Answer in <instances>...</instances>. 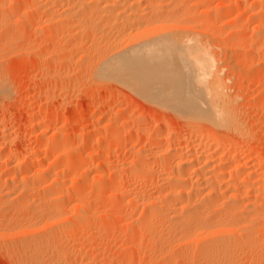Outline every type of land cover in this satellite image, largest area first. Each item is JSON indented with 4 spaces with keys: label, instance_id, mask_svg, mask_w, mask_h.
Listing matches in <instances>:
<instances>
[{
    "label": "bare ground",
    "instance_id": "1",
    "mask_svg": "<svg viewBox=\"0 0 264 264\" xmlns=\"http://www.w3.org/2000/svg\"><path fill=\"white\" fill-rule=\"evenodd\" d=\"M218 1L0 0V60L9 49L15 50L17 37L25 38L22 31L16 30L18 22L42 21L52 26L46 38L54 39L52 48L57 49L53 50L60 47L58 53L65 52L59 58L62 64L72 63L73 57L68 55L75 53L86 64L95 59L94 67L87 68L92 72V83L108 87H113L109 82L114 83L148 105V110L139 112L131 123L119 114L124 120L119 116L121 120L117 117L98 131L92 141L98 146L94 151L99 159L95 167L107 175L103 177L101 171L93 176L92 185L85 180L80 181L81 185V172H76L78 167L69 160L80 158L86 144L71 153L74 137L56 130L63 126V118H54L55 112L34 111L33 95L29 97L33 102L27 94L17 101L24 123H16V130L12 129L14 122L4 104L14 91L25 89L20 86L13 91L0 69V237L16 238L13 246L17 263L92 264V257L100 254L102 247L97 246L99 242L91 245L96 240L93 237L109 229L112 217L125 222L121 226L125 238L118 237L124 249L140 254L137 259L124 255L119 264L144 260L149 264V259L152 264H166L164 261L170 262L172 257L180 264H241L238 260L250 253L239 257L237 249L249 242L253 247L259 245L253 237L264 232V161L262 157L259 159L263 164L256 160L255 154L259 156L263 151L264 140L250 134L242 121L239 94L235 91L231 95L239 73L228 76L230 63L223 60L222 65L220 58H225L227 50L235 54L250 52L244 28L256 21L263 29L264 0H250L248 4V0ZM242 7L248 14L246 19L238 12ZM43 23L40 27L48 28ZM228 27L229 32L222 38L221 32L228 31ZM221 41L228 42L224 45ZM218 46L220 49H215ZM42 78L25 92L36 88ZM237 82L239 89L246 84L245 78ZM115 96L98 99L94 109L104 107ZM149 112L157 115L148 118ZM130 131L136 132V139L133 137L141 146L131 149L130 159L114 164L109 160L111 145L120 144L121 137ZM23 134L33 136L32 144L23 143ZM62 140L66 142L64 149ZM55 150L58 155L43 167L39 161ZM69 172L74 174L70 176L72 187L68 185L67 189L70 194L65 191ZM94 194L101 199L96 200ZM102 198L109 204L103 202L105 209L101 211L96 207H102ZM85 228L93 242L78 252L74 244L82 241L77 236ZM116 228L110 229L114 241L120 234ZM146 236L144 245L141 239ZM174 249L179 250L175 251L177 255ZM156 252L161 255L158 257Z\"/></svg>",
    "mask_w": 264,
    "mask_h": 264
},
{
    "label": "rangeland",
    "instance_id": "2",
    "mask_svg": "<svg viewBox=\"0 0 264 264\" xmlns=\"http://www.w3.org/2000/svg\"><path fill=\"white\" fill-rule=\"evenodd\" d=\"M216 1H218V0H216ZM249 2H250V0H248L246 4H248ZM215 3H217V2H215ZM212 4H213V6H216L218 3L216 5L214 3H212ZM259 8H261V7H258V9ZM199 9H201V8H199ZM235 9L236 8H233V11ZM240 9H239L240 11H238V12H240L242 14L243 19H246L248 14L245 12V9H243V7ZM235 11H237V9ZM198 14H199V12H198ZM211 17H213V16L211 15ZM35 21L36 22H29V23H25V24L22 22H18V24L16 26L17 27L16 30L18 32L22 31L23 35H24L23 37H25V38L22 39L21 37L20 38L17 37L18 41L15 40L17 43L14 42V49L15 50H12V48H11L12 52L13 51L14 52L13 53L10 52V49H9L8 54H7V52H5L6 55H4V58H2L0 60L1 61V64H0L1 68L0 69L2 70L4 75L6 74L5 75L6 79L7 80L9 79L8 82H10V85L13 87V88L11 87L12 90L14 91V89L16 90V88L19 89L18 87H20V86L23 87V89H25V90H22V88L20 87L21 90H16L17 92L14 91L12 98L9 100H6L5 101L6 103L4 102L5 103L4 107L6 108L7 114L9 113L8 114L9 117H11V119L14 122L13 126H12V129H14V130H16V125H17L16 123H18L19 125H20L21 121H22V123H24V116L22 114L20 115L19 114L20 110L17 109V105H16L17 101H19L22 97L26 98L25 96H27V95H28L27 96L28 100H30L29 99L30 95L31 96L33 95L36 98L37 97L39 98V99H36L34 97H31V98L35 99V103L32 104V109L34 111H38V109H39L40 111H44L46 113L55 112L56 115L53 113L54 118L57 117V119L59 118L60 120H62V118H63V120H62L64 123V124H62L63 126L56 127V130H58V128H59V130L61 129V131L63 133H65L67 135L70 134L72 136V138L74 137L73 138V143H74L73 145L74 146L72 145L71 153L73 152V154H74L77 151L76 148L81 147V144L82 145H83V143L86 144L85 145L86 147L81 150V153H80L81 155H79L80 158H77V159L71 158L73 160H69V161H71V163L74 162V163H72L73 166L76 165L75 167L76 168L78 167V169H76V172L78 171L79 174L81 172V178L78 180L79 182L78 181L77 182L80 184L81 183L80 181L85 180V182L87 181L88 183H90L89 185H92V183H94L93 182V178H94L93 176L98 175V174L100 175L101 171H102L101 175H103V177L105 175H107L106 171H103V170L98 171V172L96 171L97 167H95V166H97L99 159L97 156H95V152H94V151H97L98 146L94 145L95 143L92 142L96 137L95 135H97L98 131L101 128H103V126H105L108 122L114 123L117 120L119 121L120 118L122 120H124L123 118L125 116H126L125 118H127L125 120H127L131 123L132 121H134L136 119L135 117L138 116L139 112H141V111L145 112L148 110V107H147L148 105L146 106V103L143 101L142 103L145 104V107H144V105L141 103L142 100L138 99V97L135 94L133 95V93L130 90L123 88V87H120L118 85H115L114 83L112 84L111 82H109V84L112 85L113 87H111V86L108 87V85L100 86V84L96 85L95 82L92 83V81H94V79L93 80L91 79L92 78V72H91V70L89 71V69H92L94 67V66L92 67V65L95 64L94 63L96 61L95 59H92V58L91 59L89 58L90 60L87 59L88 61L86 64L85 63L86 60H85V62H83L84 61L83 59H82L83 61L80 58L77 59L76 53L74 55L73 52H68V53H73L71 55H74V56H70V54L68 55L69 57H73V58H71L72 63L69 62V64H64V63L62 64V62L59 58H63L62 56L64 55L65 52H63L61 50L60 53H58L60 50V47L58 50L54 51L55 49H57V48H55V49L52 48V44L54 43L53 42L54 39H52L51 37L46 38V33L49 31V29H52V26L47 25L46 23H43L42 21H38V20H35ZM258 21H259V19H258ZM42 23L45 26L47 25L48 28L45 26L44 27L46 29L43 28L42 26L40 27V25ZM37 25H38V27H37ZM257 25H258V23L256 21H253V22L251 21V23H249V25L245 26V28H244L245 29V35H246L245 45L250 47V52L248 50L247 53H245L246 52L245 51V52H242L239 54H237V53L235 54L231 50H227L225 52V58H223L224 57L223 55H219V56L220 57L223 56L220 58L222 60V62L220 64H222V63L224 64L223 60H225V62L227 61L230 63V68L232 70H229L230 72L227 73L228 76L232 72L237 73V74L239 73L238 77L236 76V78H234L235 80L233 79L234 80L233 81L234 89L231 91V95H232V93L234 95L235 91L237 92V93H235V95L239 94V99L237 100L238 101L237 104H238V106H240V109H239L240 112H242V114H241L242 115V117H241L242 121L245 122L247 130L250 131V134L254 135V137L256 136V138L261 136L262 139L264 140V27H262L263 29H261V28L259 29V27H257ZM256 27H257V29H256ZM217 28H218V26L215 27V29H217ZM228 28H226L228 31L224 32V30H223L221 32V36L222 35L225 36L224 33L227 34V32H229L230 27H228ZM223 36H222V38H224ZM226 37H227V35H226ZM19 39H21V40H19ZM24 39H25V41H24ZM44 39H47V41L46 40L44 41ZM223 40H225V39H223ZM212 41H214V39H212ZM51 42H53V43H51ZM226 42H228V41H225V43H223V42L222 43L225 45ZM223 44H221V45L224 46ZM218 45H219V43H218ZM219 47L220 46H218V48H215V49H220ZM218 51H221V50H218ZM61 52L63 53V55ZM219 54H221V52H219ZM222 54H224V53H222ZM57 56H59V57H57ZM78 56H80V55H78ZM1 57H3V56H1ZM90 61H91V64H90ZM2 62H3V64H2ZM241 63H242V65H241ZM88 65H91V66H88ZM88 67H89V69H87ZM90 72H91V75H90ZM255 75L258 76L256 78L255 82L251 81ZM41 77H43V78L40 79L42 81H40L39 85H37L38 87L36 86V88H34V89L31 88L30 91H32V92H30L28 90L30 93L25 92V91H27V89H26L27 87L30 88L31 84L36 79H39ZM244 78H245L246 84L241 89H239L240 87L236 88L239 86V85L237 86L238 79L240 81L241 79L244 80ZM233 83H232V85H233ZM228 84H230V81L228 82ZM63 87H64V89H63ZM59 88L62 90H60ZM235 88H236V90H235ZM33 90H34V92H33ZM242 92H243V94H242V96H240ZM130 93H131V95H130ZM106 94L107 95L110 94L112 97H114L115 95H117V96H115V99L113 98L112 100H110L111 102L108 101L106 103V105H104V107H102L100 109H94L93 105L95 104V102L99 101L100 98L107 96ZM116 97L118 99H116ZM36 100H37V102H36ZM132 101H133V103H132ZM31 102H33V101H31ZM7 103H8V105H7ZM30 105H31V103H30ZM122 107H124V108H122ZM127 107H128V110H126ZM133 110H134V112H132ZM110 112H111V114H110ZM103 113H104V115H103ZM115 113L118 116H116ZM162 113L163 112L159 111V115H163ZM119 114L121 116H124V115L125 116L121 117ZM105 115H106V117H105ZM152 115H157V114L156 113L153 114L152 112H149L147 117L149 118ZM119 116H120V118H119ZM167 116H169V115H167ZM117 117H118V119H117ZM133 117H134V119H133ZM108 119H110L111 121ZM115 119H117V120H115ZM169 122H170L169 126L171 127V128L170 127L169 128L172 130V126L174 125V120L171 119ZM52 129H53V130H51L52 132L55 131L54 130L55 128H52ZM51 131H50V134H52ZM127 133L129 135L126 133L124 134V136L122 135L123 136V137H121L122 142L120 140V144L117 142L116 144L111 145V153L112 154H109V160H111L114 164H116V163L119 164L120 161L130 159V157H129L131 154L130 152L131 151L133 152V150H131V149L135 150V149H137V147L139 148V146H141V142H137L135 140L137 137L136 132L130 131L131 134L129 132H127ZM23 135L25 136L24 137L25 140L23 141V143L25 145H27V144H30L29 142H31V144H32L33 136L28 135V134H23ZM133 136L135 137V139ZM28 139L30 141H28ZM26 141H27V143H26ZM63 141L64 140L60 141V143L62 145V146L61 145L60 146L62 147V149H64V147H66V145H65L66 142L65 141L63 142ZM88 142H89V144H88ZM101 144L103 145L104 143L101 142ZM18 147L20 148V145H18ZM62 149H58V150L60 151ZM59 151L55 150V151H53L54 153L50 152L48 157L46 156L45 158H43L39 161L40 164L42 166L44 165L43 167L47 166V163L50 164V161L53 158V156L55 155L54 157H56L58 155ZM56 152H58V153H56ZM92 152L94 154H92ZM52 153H53V155H51ZM255 155H256L255 157L256 158L258 157V158L257 159L255 157L254 158L256 160H259L263 164L264 149L262 152H260L259 156L257 154H255ZM89 156H91V157H89ZM260 157H262L263 159ZM46 158H48V159H46ZM81 158H82V161H80ZM91 158H93V159H91ZM259 158L263 161H261ZM90 161H92V162H90ZM115 161H118V162L115 163ZM80 162H81V165H80ZM85 162H86V164H85ZM87 162L89 164H87ZM82 166L83 167L85 166L86 169H83ZM126 167H123V168L126 169ZM94 168H96V169H94ZM118 168H120V167H118ZM263 168H264V166H263ZM124 169L122 171H124ZM128 169H126V170L128 171ZM82 170H85V171H82ZM103 172H105V173H103ZM83 174H84V177L87 179H85L82 176ZM73 175L74 174H72V172H69L68 181H67L68 184H66L67 186L65 188V191L67 189L69 190L72 187L71 185H69V183L71 184V180L73 177H70V176H73ZM87 175H88V177H87ZM68 185L70 186V188L68 187ZM81 185H82V183H81ZM68 190H67V192H68ZM67 192H65V193H67ZM106 195H108V194H106ZM106 195H104V196L106 197ZM94 196H97V195L94 194ZM94 196H93V198H95ZM97 198L101 199V197H99V196H97L95 199L98 200ZM105 200H106L105 198H104V200L102 198V203L105 202V203L109 204V202L108 201L106 202ZM100 202L101 201L99 200L98 205L101 204ZM102 205H104V203L101 204L100 206H102ZM94 206L96 207L97 204H95ZM97 207H99V206H97ZM97 207H96L97 210H101V209L104 210L105 209L103 206L99 207V209ZM105 207H107L106 204H105ZM112 218L110 219L112 224L111 225L109 224L110 225L109 229L107 228L108 230L102 231V233H100L102 235L105 233L103 236L102 235L99 236L100 238L98 236H96V237L92 236L93 238H96V240H94V242L92 240H89L90 233L88 235V232L90 230V226L86 225V227L89 228V230H87V231L85 228V231L80 230V233L77 232V233H79V235L80 234L81 235H80V237H79V235L78 236L76 235V236L78 237V239H82V241L78 240V243L76 242V244H74V247H77V248H75L76 251L79 252L80 249L85 250V248L87 249L86 246H88V245L93 246L96 244V242H99V243H97L98 245L96 244L97 246L100 247V245H101L102 246L101 248H103V246H104V249H101V248L99 249L98 252H100V254H98V255H95L97 253L94 254V256L92 257L94 262L92 264H102V263L103 264H107V263L108 264H116V263L119 264V262H117V261L122 259V257L125 258V256H127V254H128V256L131 254L129 251L127 252L124 249L125 248L124 242L123 241H122L123 243L121 242V239L125 238V236L121 235V234H125V233L121 232V226L122 225L125 226L124 220L121 219L122 221L120 222V220H116V218H114V220H112ZM117 224H119V225H117ZM113 225H115L116 227L120 226V228L118 229V227L116 228ZM112 226L114 228L118 229V233H120V234H118L117 238H115V241L111 235V233L113 234L112 230L114 229ZM110 229H112V230H110ZM82 230H84V229H82ZM122 230L124 232L126 231L125 228H123ZM91 231L92 230H90V232ZM107 233H108V237H104V236H107ZM263 233L259 232L258 234L264 235ZM258 234H257L258 238H255V236H256L255 235L253 237L254 241L253 240L252 241L259 243V245H256V247L259 246L258 247L259 250H257L258 248L256 249L255 246H254L255 248L252 246V242L248 243V244L251 243L250 244L251 246L250 245L248 246V244H244V246L247 245L245 248H243L244 247L243 245H242L243 247L241 246L242 248L240 247L241 249L236 248L238 252L236 251V249L234 250V254L237 252L238 255L240 254L242 257L247 256V254L250 253L249 254L250 256L243 257L244 259L241 258V260H238L239 261L238 263L255 264V262H256V264H264V258H262V257H264V249H262V248H264V239H263L264 236H260ZM82 236H83V238H81ZM110 237H111L112 241H110L111 240V239H109ZM118 237H121V239ZM85 238H86L87 242H86ZM107 238H108V240H106ZM146 238H147V236L145 238H142L141 240L144 241ZM262 239H263V241H262ZM99 240H101V241H99ZM89 241H90V243L93 242L94 244L91 243V245H90V243H88ZM15 242H16V238H12L11 236L5 237V238L0 237V264H19V263H17L18 260H16L17 252L13 246L16 244ZM85 242H86V244L87 243L88 244L86 245ZM108 242H111V243H108ZM145 242H147V241L146 240L144 241V243H143L144 245H146ZM13 243H15V244H13ZM121 244H123L124 247ZM249 247H251L254 250L252 251V249H249ZM122 249H123V251H122ZM100 250H102V252L103 251L104 252L102 253ZM176 250L177 249H174L173 253H175V254L177 252L179 253V250H177V252H175ZM239 250H240V252H242V254L239 252ZM124 251L127 253L124 254L123 253ZM121 253H122V255H121ZM134 253H136V252H133L131 255L133 258L137 259V256L140 254H138V253L134 254ZM156 253L157 254H155V255H158V252H156ZM237 253L235 255H237ZM251 253H253V255H255V256L251 255ZM256 253H257V256H256ZM151 254H153V253H151ZM160 255H158V257ZM240 255H239V257H240ZM103 258H104V261H101V259H103ZM164 258L167 259V256ZM254 258H257V259H254ZM172 259H173V257H172ZM172 259L170 261L171 263L169 262V259H167L168 261L165 260L164 262H166V264L167 263L168 264H180V263H182L180 261L175 262ZM248 260L249 261L251 260V263L248 262ZM141 263L142 264H148V260L140 261L139 263H134V264H141ZM149 264H152L150 259H149ZM162 264H165V263H162Z\"/></svg>",
    "mask_w": 264,
    "mask_h": 264
}]
</instances>
